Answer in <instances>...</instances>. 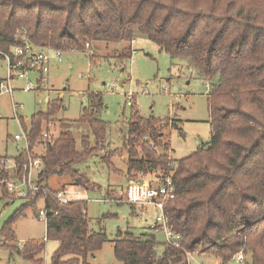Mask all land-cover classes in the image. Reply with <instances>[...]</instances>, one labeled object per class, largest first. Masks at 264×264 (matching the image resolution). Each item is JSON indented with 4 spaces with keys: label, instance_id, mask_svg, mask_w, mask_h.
<instances>
[{
    "label": "trees",
    "instance_id": "1",
    "mask_svg": "<svg viewBox=\"0 0 264 264\" xmlns=\"http://www.w3.org/2000/svg\"><path fill=\"white\" fill-rule=\"evenodd\" d=\"M23 30L34 45L60 51H91L95 42L124 41L126 45L114 54L120 62L132 57V42L141 33L172 57L186 59L210 84L212 138L186 157L170 156L174 149L164 142L162 132L169 118H145L136 111L128 123L123 135L127 175L172 177L176 197L168 203L167 213L181 246L160 242L155 233L136 236L128 231L114 241L118 260L189 264L188 256L198 253L228 264L242 254L246 264H264V0H0V50L9 52ZM90 56L95 60L97 55ZM90 99L92 108H84L77 121L91 132L82 136V149L71 131L53 141L41 140L43 121L62 109L58 97L46 112L33 116L27 148L13 158L15 167L6 169L10 158L0 157L2 182L22 180L30 160H42L36 180L49 192L26 199L0 183L1 199L27 200L5 224L0 238L14 240L16 220L30 209L39 218L45 206L49 210L45 239L59 243L51 264H91L89 257L108 240L105 232L90 228L87 200L62 203L55 195L66 189L48 185L50 177L68 175L87 190L99 187L75 167L106 140L107 124L98 117L102 97L92 94ZM170 124L176 126L175 121ZM91 135L96 140L92 147ZM38 141L46 143L41 155L34 149ZM159 147L165 153H158ZM106 161L110 164L111 158ZM45 239L27 241L14 251L33 264H45Z\"/></svg>",
    "mask_w": 264,
    "mask_h": 264
},
{
    "label": "rangeland",
    "instance_id": "2",
    "mask_svg": "<svg viewBox=\"0 0 264 264\" xmlns=\"http://www.w3.org/2000/svg\"><path fill=\"white\" fill-rule=\"evenodd\" d=\"M126 42L93 43L91 51H62V61L56 58L57 51L49 49L52 56L48 81L41 89H25L28 81L38 82L40 72L31 71L27 79H14L13 94H0V157L13 158L26 150V141L16 140V134L29 131L33 116L46 112L49 103L60 97L62 109L43 121L44 132L53 141L63 131H71L81 147L84 134H91L89 127L78 124L84 108L91 107L90 96L100 94L103 106L98 117L106 122V140L101 148H96L93 156L75 167L86 177L98 183L99 187L85 189L74 184L68 175H54L48 185L52 189H64L73 199L87 200V213L90 228L96 232H105L108 240L102 248L89 257L91 264H123L115 256V240L122 238L128 231L137 236H144L151 230L149 225L155 216L151 209L133 208L129 203L104 202L110 190H116L128 183L127 151L124 149L123 135L127 134L128 123L136 111L145 118L151 116L170 121L165 128L164 142L173 147L171 158L178 160L186 157L212 138L211 111L208 101L209 83L187 60L172 57L150 40L147 35L137 33L132 42V57L120 62L114 57ZM96 59L92 60L91 54ZM6 63L0 56V76H6ZM208 83V84H207ZM131 102L132 105L127 104ZM14 103L18 108H14ZM171 121L176 122L173 127ZM40 140V141H41ZM38 141L35 153L45 151L44 142ZM91 135L90 147L96 145ZM158 153H165L157 148ZM109 164L106 160H110ZM11 171V170H10ZM13 173V171H11ZM150 179L153 175L138 174L137 178ZM0 192V197H1ZM27 200L0 198V233L5 224L13 217L15 211ZM43 206L39 202V208ZM150 230V231H149ZM15 239L8 242L0 238V264H33L19 255L14 249L25 246L30 240H44L47 235L45 220L39 219L37 212L28 210L27 215L16 220ZM162 242L163 235L156 233ZM46 240L42 253L45 264L52 263V255L58 248L56 240ZM7 245V246H5ZM191 264H223L211 255L198 253L189 256ZM228 264H246L237 256Z\"/></svg>",
    "mask_w": 264,
    "mask_h": 264
},
{
    "label": "built area",
    "instance_id": "3",
    "mask_svg": "<svg viewBox=\"0 0 264 264\" xmlns=\"http://www.w3.org/2000/svg\"><path fill=\"white\" fill-rule=\"evenodd\" d=\"M17 41L9 52L0 50V56L6 63V76L0 79V94L10 93L13 94L14 87L12 80L14 79H27L28 73L36 71L41 73L38 82L28 81L25 89H41L43 84L48 81L46 74L50 71L52 56L49 53L50 48H42L30 42L26 36V31H19L16 35ZM89 46V44H88ZM56 58L62 61V51L56 50ZM208 84V83H207ZM210 87V84H209ZM127 104L132 105L131 102ZM14 108L18 105L14 103ZM49 132L43 133L44 139L49 138ZM16 140H24L28 145V133L16 134ZM42 166L41 159H31L28 167L27 174L22 180L13 178L0 183L7 185L10 191L16 192L22 198L36 197L40 191H47L49 189L37 183L36 171L40 170ZM15 164L7 163L6 169H12ZM3 166H0L2 169ZM55 197L62 203H67L73 198L69 196L67 190L58 192ZM176 197V185L170 175L166 177L154 176L150 179L146 178H129L126 186L120 187L116 190H110L104 202L112 203H129L140 209L152 208L156 211L155 218L150 224V230L154 233H162L165 237L167 245L180 247L181 236L174 231L169 223L167 213L168 203ZM49 210L44 206L39 210V219L45 220L47 223ZM191 255V254H190ZM189 255V256H190ZM188 256V261H189ZM240 262L244 261L242 254L237 256ZM189 264L190 261H189ZM206 264V263H201Z\"/></svg>",
    "mask_w": 264,
    "mask_h": 264
},
{
    "label": "crops",
    "instance_id": "4",
    "mask_svg": "<svg viewBox=\"0 0 264 264\" xmlns=\"http://www.w3.org/2000/svg\"><path fill=\"white\" fill-rule=\"evenodd\" d=\"M173 148V147H172ZM38 173H39V170L38 171H36V174L38 175ZM130 177H128V179H129ZM63 189H64V187H63ZM66 189V188H65ZM133 206V205H132ZM134 208H138V207H135V206H133ZM140 209V208H139ZM147 209H151L152 211H153V214H152V216H155V214H156V211L154 210V209H152V208H147ZM149 228H150V225H149ZM150 231V230H149ZM149 233H154V232H152V231H150ZM156 234V233H155ZM162 234V233H161ZM163 235V234H162ZM137 236V235H136ZM140 236V235H139ZM162 242H164L165 243V237H164V235H163V240H162ZM163 250V247H160V251H162Z\"/></svg>",
    "mask_w": 264,
    "mask_h": 264
}]
</instances>
